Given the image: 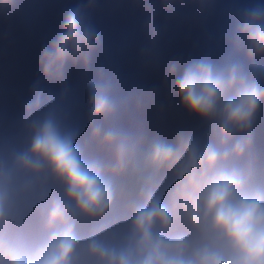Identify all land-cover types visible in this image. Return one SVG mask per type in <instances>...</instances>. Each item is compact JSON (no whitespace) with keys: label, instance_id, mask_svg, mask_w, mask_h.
<instances>
[{"label":"clouds","instance_id":"1","mask_svg":"<svg viewBox=\"0 0 264 264\" xmlns=\"http://www.w3.org/2000/svg\"><path fill=\"white\" fill-rule=\"evenodd\" d=\"M125 4L113 37L97 16ZM41 5L0 0V41ZM0 264H264V0L65 7L0 106Z\"/></svg>","mask_w":264,"mask_h":264},{"label":"rangeland","instance_id":"2","mask_svg":"<svg viewBox=\"0 0 264 264\" xmlns=\"http://www.w3.org/2000/svg\"><path fill=\"white\" fill-rule=\"evenodd\" d=\"M0 30L5 26L1 25ZM22 35H27L22 41ZM33 39L23 22L12 26L10 41H0V106L16 111L27 95L28 85L37 74V60L42 42ZM34 40V39H33ZM76 75L73 74V81Z\"/></svg>","mask_w":264,"mask_h":264},{"label":"water","instance_id":"3","mask_svg":"<svg viewBox=\"0 0 264 264\" xmlns=\"http://www.w3.org/2000/svg\"><path fill=\"white\" fill-rule=\"evenodd\" d=\"M73 2L74 0H42L40 11L30 24H25L29 35L36 41H45L53 35L57 30L63 9ZM97 22L107 29L110 35L117 37L122 31L136 28L138 13H134L127 4L115 11L105 5L97 16ZM190 32L191 37L195 38L196 31L190 26L172 25L169 30L168 50L175 52L185 49L190 43Z\"/></svg>","mask_w":264,"mask_h":264},{"label":"trees","instance_id":"4","mask_svg":"<svg viewBox=\"0 0 264 264\" xmlns=\"http://www.w3.org/2000/svg\"><path fill=\"white\" fill-rule=\"evenodd\" d=\"M20 36H22L21 38H22V41H24L25 39H26V37H28L27 35H22V34H20Z\"/></svg>","mask_w":264,"mask_h":264}]
</instances>
